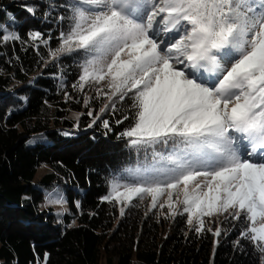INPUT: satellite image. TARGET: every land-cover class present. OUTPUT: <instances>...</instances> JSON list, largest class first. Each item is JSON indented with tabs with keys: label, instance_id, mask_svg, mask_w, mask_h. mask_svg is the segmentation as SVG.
<instances>
[{
	"label": "snow or ice",
	"instance_id": "6c2138e0",
	"mask_svg": "<svg viewBox=\"0 0 264 264\" xmlns=\"http://www.w3.org/2000/svg\"><path fill=\"white\" fill-rule=\"evenodd\" d=\"M64 7L72 26L50 55L83 56L73 87L96 85L107 99L101 113L131 94L135 123L121 133L131 146L172 142L167 156L154 151L132 182L113 183L103 200L121 204L123 215L136 198L150 196L155 208L166 194L159 207L186 213L197 233L205 217L243 215L249 224L240 237L264 253V0H69ZM29 35L47 44L40 32ZM103 126L110 130L107 120Z\"/></svg>",
	"mask_w": 264,
	"mask_h": 264
},
{
	"label": "trees",
	"instance_id": "16d2710c",
	"mask_svg": "<svg viewBox=\"0 0 264 264\" xmlns=\"http://www.w3.org/2000/svg\"><path fill=\"white\" fill-rule=\"evenodd\" d=\"M68 3L0 0V264H264V253L240 237L244 217L214 237L149 200L123 205V215L121 204L103 200L112 182H132L172 142L131 146L121 135L135 123L131 94L101 113L107 99L96 85L73 87L83 56L52 59L72 26ZM11 34L19 39L3 41ZM56 190L65 209L47 204Z\"/></svg>",
	"mask_w": 264,
	"mask_h": 264
},
{
	"label": "rangeland",
	"instance_id": "374dc122",
	"mask_svg": "<svg viewBox=\"0 0 264 264\" xmlns=\"http://www.w3.org/2000/svg\"><path fill=\"white\" fill-rule=\"evenodd\" d=\"M167 35H171V34H167ZM167 35H165L164 33H161V36L164 37L165 39H167ZM97 91V89H95ZM113 183H124L123 181H114L111 183V185ZM182 199V195L180 197ZM145 201L146 200H149L151 201V197L150 196H145L143 198ZM167 199V195H163L159 198V203L161 202H164L165 200ZM55 200H62L61 203H53L52 201H55ZM173 200L175 201V195L173 196ZM53 204L55 205L56 208L60 209L61 207L65 209V205H66V198L64 197V193H62L61 191L59 190H56L52 193L51 197L49 196V200H48V203L47 204ZM179 211L182 213V210H183V206L182 205H175ZM165 208L169 211V215H171L170 213V210L167 206H165ZM67 209V208H66ZM184 215H187L186 213H183ZM172 216V215H171ZM176 216V215H175ZM181 216V215H180ZM225 217H227V219H225ZM241 217H244L243 215ZM235 222V219H232V217L225 213V214H222V215H214L213 217H205V225L209 226L210 228H216V227H220L222 228V226L224 227L225 225H228V224H231ZM249 222H247V226H248ZM247 227H245L246 229ZM155 248V247H154Z\"/></svg>",
	"mask_w": 264,
	"mask_h": 264
}]
</instances>
